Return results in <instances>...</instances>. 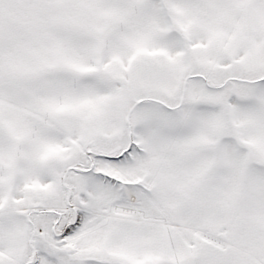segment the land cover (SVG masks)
<instances>
[{"label":"snow or ice","instance_id":"6c2138e0","mask_svg":"<svg viewBox=\"0 0 264 264\" xmlns=\"http://www.w3.org/2000/svg\"><path fill=\"white\" fill-rule=\"evenodd\" d=\"M0 264H264V0H0Z\"/></svg>","mask_w":264,"mask_h":264}]
</instances>
